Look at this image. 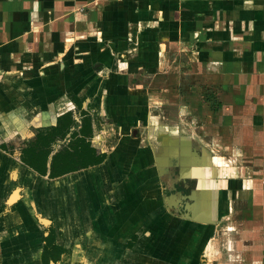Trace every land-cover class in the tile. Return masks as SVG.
Returning a JSON list of instances; mask_svg holds the SVG:
<instances>
[{"label":"crops","instance_id":"1","mask_svg":"<svg viewBox=\"0 0 264 264\" xmlns=\"http://www.w3.org/2000/svg\"><path fill=\"white\" fill-rule=\"evenodd\" d=\"M146 76L175 78L176 88H148L138 79ZM190 77L219 86L230 100L223 116L251 94L264 110V0H0V264H196L198 238L249 181L169 139L168 123L148 116L153 91L163 104ZM196 88L191 108L209 109ZM145 89L149 100H139ZM73 97L107 158L42 176L23 150L69 112L81 124ZM176 97L170 103L184 109ZM102 121H111L109 147ZM140 127L158 134L160 148ZM51 237L65 250L56 261L51 246L44 258Z\"/></svg>","mask_w":264,"mask_h":264},{"label":"rangeland","instance_id":"2","mask_svg":"<svg viewBox=\"0 0 264 264\" xmlns=\"http://www.w3.org/2000/svg\"><path fill=\"white\" fill-rule=\"evenodd\" d=\"M148 77H139L140 84H147L148 88L152 84L155 90L166 84H170L168 89L176 88L175 78L171 82L170 78L156 80ZM197 81L198 78H184L185 93L169 92L166 94L167 99H163V104L156 96L159 93L153 91L148 116L168 123L166 126L170 131L166 135L169 139L177 138L190 142L192 151L201 152L211 165L212 161H215L217 165L221 164L225 173H234L248 179L249 189L244 193L243 199L233 205L231 212L220 216L216 223L198 238L196 244L201 248L196 264H264V110L256 108L262 104L260 100L263 101V98L253 94L248 96V101L242 98L238 108L232 110V115L228 113L223 116V108L230 100L218 92V85L208 88V84ZM193 87H199L195 91H204L203 95L206 97L201 100L211 103L209 109L191 108L198 104L199 99L198 94L189 93V88ZM147 91L145 89L138 92L139 100H149ZM176 96L184 100V109L178 108V104L170 103L177 99ZM206 102L202 105L207 104ZM182 104L179 102V105ZM130 109V112L136 110ZM109 123L111 121H102L107 147L111 141L110 135L105 132L111 130ZM112 130L116 131L115 127ZM138 134L145 142L149 141L155 148H160V140L155 138L158 134H148L145 127H140ZM173 147L172 145L169 149ZM161 149L165 147L161 145Z\"/></svg>","mask_w":264,"mask_h":264},{"label":"trees","instance_id":"3","mask_svg":"<svg viewBox=\"0 0 264 264\" xmlns=\"http://www.w3.org/2000/svg\"><path fill=\"white\" fill-rule=\"evenodd\" d=\"M81 75L77 76L78 79ZM82 77L83 74H82ZM79 107L81 124L73 117V113H67L58 118L57 124L42 128L36 138L27 143L23 150V162L42 176L50 170V178H58L69 173L87 170L104 163L107 154L99 152L92 145V117L89 112L82 110V101L73 97ZM71 133L69 142L63 144L61 149L51 158L50 168L48 163L53 152V145L60 139H65ZM52 237L48 238L47 250L44 258L48 260L49 253H53V260H59L65 250L52 244ZM52 248L50 252L48 248Z\"/></svg>","mask_w":264,"mask_h":264},{"label":"flooded vegetation","instance_id":"4","mask_svg":"<svg viewBox=\"0 0 264 264\" xmlns=\"http://www.w3.org/2000/svg\"><path fill=\"white\" fill-rule=\"evenodd\" d=\"M41 129H42V128H41ZM41 129H39V130H41ZM39 130H38V131H39ZM36 136H37V134H36ZM36 136H35V138H36ZM35 138H34V139H35ZM34 139H32V140H30V141H33ZM56 143H57V142H56ZM53 147H54V145H53ZM53 152H54V151H53ZM53 152L51 153L52 156L55 154V153L53 154Z\"/></svg>","mask_w":264,"mask_h":264},{"label":"bare ground","instance_id":"5","mask_svg":"<svg viewBox=\"0 0 264 264\" xmlns=\"http://www.w3.org/2000/svg\"><path fill=\"white\" fill-rule=\"evenodd\" d=\"M76 204V203H75Z\"/></svg>","mask_w":264,"mask_h":264}]
</instances>
